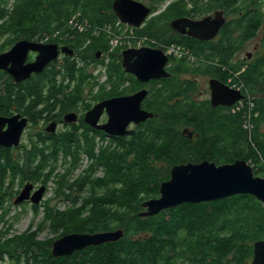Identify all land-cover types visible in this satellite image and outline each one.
I'll return each instance as SVG.
<instances>
[{
	"label": "trees",
	"instance_id": "16d2710c",
	"mask_svg": "<svg viewBox=\"0 0 264 264\" xmlns=\"http://www.w3.org/2000/svg\"><path fill=\"white\" fill-rule=\"evenodd\" d=\"M112 1L103 0L104 5L98 6V0H13L11 7L5 5L0 9V31L10 35L7 46L21 38L41 36L64 41L75 52L105 50L108 49L106 24L115 18ZM164 1L150 0L151 4L147 6L153 13L159 9L157 4ZM198 1L169 0L163 12L173 14L171 20L178 17L199 20L204 17L197 8L200 6ZM202 1L206 5L214 4L215 9H219L216 11H222L230 18L219 31L221 42L207 47L210 50L215 48L214 54L224 56L229 50L234 52L237 46H243L257 37H260L264 50V0ZM79 12L88 17L91 26L80 24ZM74 15L76 21L71 22ZM152 21L155 27L145 23L139 29H128L144 31L147 36L160 27L154 19ZM163 24L169 26L166 22ZM168 31L170 38L167 45L184 46L185 52L193 56L206 50L199 41L191 42L193 38L189 36H174L171 28ZM85 43L88 44L83 48ZM163 45L157 44L156 47L163 48ZM167 55L175 62L176 70L181 72L186 58L176 60ZM78 63V60L66 62L63 69L54 68L47 76L49 79L63 74L64 78L71 77L73 80L78 76L80 82L69 92L73 102L82 99L81 86L85 77L83 67ZM108 70L110 76L108 74L107 80L111 83L118 81L119 74L124 75L117 59L111 62ZM113 72L116 73L114 79ZM209 73L217 79L230 80L232 86L240 88L245 94L256 95L257 98L251 101L252 109L248 107L250 112L247 116L248 108L235 114H222L217 108L212 111L211 107L208 110L205 106L196 107L194 104H186L182 108L179 102L186 95L183 91L171 95L177 103L167 105L159 113L145 100L144 107L154 117L126 137H112L116 144L112 148L96 147L87 131L102 137L105 134L84 123L85 137L76 135V131H67L57 140L43 142L41 169L49 158L55 162L60 152L64 157L72 158L73 169L79 165L80 156L86 155V174L63 188L66 197L70 188H78V192L71 190L76 196H86L83 202H69L64 210H52L48 203L30 205L31 212L36 216L41 212L44 214L42 221L34 230L32 223L29 224L27 232L17 234L10 225L0 232V264H250L253 244L264 240V208L250 195L239 194L212 202L183 204L155 216H140L144 212L142 203L159 196L160 184L169 179L170 169L177 164L203 160L223 164L243 159L252 165L255 176H264V130L261 131V126H264V51L247 64L231 65L220 59L216 66H211ZM36 85L38 83L25 85L24 88L19 84L7 87L6 92L0 94V110L10 107L11 96L17 88L22 89L26 96H37ZM54 86L59 87L57 83ZM116 90V86L112 85L105 97L118 96ZM85 107L88 110L90 104ZM182 125L193 127L194 141L185 138L180 130ZM72 129L75 130V127ZM1 158L0 210L7 198L6 170L7 166H11L9 157L5 158V163ZM100 166L102 176H94L93 172ZM28 169L16 171L27 175ZM16 171L11 172L12 179L16 177ZM48 222L56 236L41 241L38 238ZM118 229L124 234L116 242L89 246L68 256L52 255L53 242L67 234H93Z\"/></svg>",
	"mask_w": 264,
	"mask_h": 264
},
{
	"label": "water",
	"instance_id": "95a60500",
	"mask_svg": "<svg viewBox=\"0 0 264 264\" xmlns=\"http://www.w3.org/2000/svg\"><path fill=\"white\" fill-rule=\"evenodd\" d=\"M112 10L118 20L133 28H140L151 13V8L137 0H114ZM226 19L222 11H216L213 16L199 20L182 17L170 23V28L184 36L207 41L217 37ZM38 52L31 64L23 65L26 53ZM68 53L67 48H63ZM58 55L55 44L41 45L18 41L9 51L0 54V69L7 70L16 81L29 77L31 73H40L43 68ZM100 52L96 56L99 57ZM122 68L126 73L134 75L140 82L168 78L166 70L168 55L160 48L142 47L140 49H125L122 54ZM250 57V54L247 55ZM12 64L7 68L8 64ZM211 90L210 102L213 107L218 105L232 106L243 99L239 89L229 88L215 79L209 81ZM147 95L142 89L130 96L113 97L96 103L84 117V122L92 129L103 132L108 137L130 135L134 131L127 127L146 122L154 117L152 112L141 108V103ZM106 113L105 123L98 124L103 113ZM76 115L67 114L65 120L74 122ZM18 117L6 120L0 118V128L3 122L9 123V132L0 131V143L9 145L16 143L24 121L18 122ZM32 185H25L17 196L14 204L18 205L29 200L33 205H39L44 188L32 193ZM250 195L259 201L264 208V178L254 175L252 167L243 159L231 163L216 164L208 160L197 163L174 165L169 172V179L160 184L159 196L142 203L144 212L141 217L155 216L164 210L183 204H200L228 198L234 195ZM123 230L109 232L71 233L52 244L54 257L68 256L73 252L89 246H98L106 242H116L123 237ZM250 264H264V240L253 244V255Z\"/></svg>",
	"mask_w": 264,
	"mask_h": 264
},
{
	"label": "rangeland",
	"instance_id": "374dc122",
	"mask_svg": "<svg viewBox=\"0 0 264 264\" xmlns=\"http://www.w3.org/2000/svg\"><path fill=\"white\" fill-rule=\"evenodd\" d=\"M8 1V2H7ZM6 2H2L0 0V9L4 8L5 5L7 7H11L13 4V0H7ZM114 1V0H113ZM112 1V2H113ZM142 2L145 5H149L150 0H137ZM103 0H98V6L104 5ZM159 3V2H156ZM155 3V4H156ZM169 0L164 1L161 4L158 5V10L149 15L147 20L144 22L152 25L155 27L153 23V19L156 21L155 23L159 25L160 27H156V31H152V33L148 35H156V36H146L145 32H136V30H131L126 27H122V23L118 20L116 15L114 14L113 10L112 13L114 14L115 18L113 22L107 23V29L106 33L108 35V49L100 50L96 49L95 52L91 50H86L85 52L83 50H77L74 56L75 59L73 61L78 60V66L83 67L84 70V77L83 78V85L81 86L82 90V99H81V105L83 107V103L90 104V106H93L95 103L99 102L100 99L106 98L107 92H109L112 89V85L116 86V91L118 94L121 90V87H119V84H115L114 80L112 83L111 81L107 80L108 74L110 76L108 67L111 64L113 60L118 61L120 63V66L122 68V56L118 57L120 55V52L124 51L125 49L130 48L133 46V44H145V45H161L164 44V49L167 54H173V58L176 60H180L178 49L176 47H169L167 45L168 40L170 38V23L171 18L174 15L171 13H165L163 10L166 6L165 4H168ZM200 6H197L199 9L201 17H206L210 15H214L216 10V6L214 4L206 5L204 1L199 0L197 2ZM151 4V3H150ZM183 6H187L186 4H183ZM112 9V7H111ZM225 16V15H224ZM74 18L71 20V22H75L76 15L73 16ZM200 17V18H201ZM79 18H81L80 24L91 26L88 22V17L83 15L79 12ZM226 21H228L230 18L228 16H225ZM197 19V18H196ZM194 19V20H196ZM169 24V26H165L163 23ZM139 29V28H135ZM93 30H97V28H93ZM7 36V37H6ZM4 38L0 40V50L5 49L7 47V38H10V35L7 34ZM112 39V40H111ZM154 43V44H153ZM88 43H85L82 45L84 48L85 45ZM155 45V46H156ZM263 48L261 46L260 37H257L245 44L243 46H237L236 49L234 48V52L226 55L221 54H206L204 56H201V58H196L195 60H189L184 61V68L181 72L176 70L175 65H172V67L175 68V70L170 72L172 73V76L170 80L163 83L161 86L153 85L151 87L152 92H150V96L147 99L148 104L157 111L158 113L165 110L166 106H171L173 103H177V100L171 98V95L178 94L180 92H185V96H182L181 101L179 102V106L182 107L186 104H194L196 107L199 106H205V108L211 107L210 104V88L208 85L209 78H211L209 69L210 66H216L220 59L226 60L230 63H234L236 65L244 63L247 64L251 60L256 59L260 55L263 54ZM97 52L101 53V56L98 58L96 56ZM95 53V54H94ZM122 54V53H121ZM250 54V57H247V55ZM184 55V54H183ZM187 56V55H186ZM193 55L190 54V57ZM53 68L59 69L61 68L60 63L58 62L53 66ZM122 71L124 72V69L122 68ZM125 73V72H124ZM115 72L112 73V79L115 77ZM91 75L92 77H88ZM126 83L123 85L125 87V92H133L135 89H133V86H135L133 82V78L130 75L125 76ZM236 88V87H234ZM240 89V88H238ZM115 91V92H116ZM243 92V91H242ZM244 93V92H243ZM245 94V93H244ZM243 95V94H242ZM116 96V95H115ZM246 96L244 100H240L241 102L236 103L234 106L229 107L227 110H221V113H239L242 110H246V108L252 109L253 103L251 101L253 99H256V95L247 93L244 95ZM248 97V98H247ZM183 108V107H182ZM248 108L247 112L245 113V116H247L250 112V109ZM212 110V108H210ZM214 111V110H212ZM219 114V113H217ZM106 117H102L101 121H105ZM134 128V126H132ZM181 132H183V135L185 138L191 139L194 141L196 139V135L194 133V129L192 126H180ZM264 130V126H261V131ZM67 131H76L75 134L81 137L86 136V130L81 127L80 125L78 127H75V130L69 129ZM87 135L89 134L92 136V139L94 140V144L96 147H99L101 149V146H107L112 148L113 146H116L115 142L113 140L104 135L103 137L101 134H96L94 132L87 131ZM60 133H64L63 129L60 131ZM182 136V137H184ZM86 155L80 156V163L79 165L73 169L72 167V158L70 157H64L62 153L60 152L58 156L56 157L55 162L49 158L44 163V168L40 169V177L36 179V182H30L29 180H26L23 184V188L25 185L29 184L32 185V189L36 188L35 190H38L40 188H44V200L40 202L39 205H44L45 203H48L52 210L59 209L64 210L68 208L69 202H83L82 196H76V194L71 193V190H75L78 192V188H70L71 190L68 191L67 195L68 197L64 196L63 193L65 192L63 188L66 184H73L78 178H80L81 175H85L87 172V166L86 163ZM89 160V159H88ZM199 162V161H198ZM197 163V162H192ZM185 164V163H181ZM224 164V163H223ZM248 164L252 167V165L248 162ZM253 169V167H252ZM42 170V171H41ZM171 170V169H170ZM103 169L101 166L96 169L93 174L94 176H102ZM170 172V171H169ZM254 172V170H253ZM45 176H48L47 178ZM258 177L264 178V176H261L260 174ZM18 186V185H17ZM17 186L10 187L9 193L7 189V198L4 201L3 208L0 210V232H3L6 230V226L10 225L13 228V232L19 234L21 232H27L26 230L29 227V224L32 223L33 227L32 230L36 229L38 224L42 221V218L44 214L41 212L38 216L35 215V213L31 212V206L30 202L24 201L23 203H20L18 205L14 204L15 198H11V195L13 192L17 190ZM67 187V186H66ZM9 196V197H8ZM15 199V200H14ZM38 206V205H37ZM41 210H44V207H41ZM33 222L35 224H33ZM56 234L53 230L49 228V222L44 226L42 233L39 236V240L46 241L48 239L55 238ZM1 263V262H0Z\"/></svg>",
	"mask_w": 264,
	"mask_h": 264
},
{
	"label": "flooded vegetation",
	"instance_id": "af4514ba",
	"mask_svg": "<svg viewBox=\"0 0 264 264\" xmlns=\"http://www.w3.org/2000/svg\"><path fill=\"white\" fill-rule=\"evenodd\" d=\"M210 16H213V15H210ZM122 27L129 28V26L125 24H123ZM172 33L174 36L180 35L174 32L173 30H172ZM6 35L7 34L1 33L0 31V40L4 38ZM181 36H184V35H181ZM219 36H220V32L216 38L212 40H207V41H201V40L191 38L192 39L191 42L199 41L201 44H204L206 47V50H203V52H198L197 56L190 57L191 53L185 52L184 46L175 45L174 47H176L178 49V52H180L179 54L180 59H182V57H185L186 61L195 60L196 58H201V56H204L206 54H214L215 51L213 50H216V49L214 48L210 50L207 47L219 44L221 42ZM21 40H26L28 42L35 43V44H41V45L55 44L58 46V55L56 59L50 61L40 73L33 72L29 75L28 78L20 80V81H16L14 77L7 70L0 69V94L1 93L4 94L7 90V87H10L13 84H19L21 85V87L24 88L25 85L32 86L33 84L38 83V85H36L37 90H38L37 96H32V95L26 96L22 89L17 88L16 91L11 96L12 103L10 107L7 108L6 110L5 109L0 110V118L9 120L17 116L18 122L24 121L16 143L9 142L10 143L9 145L0 143V156L2 157L1 160L4 163L6 162L5 161L6 157H9L11 160V166H7V170H6L7 175L4 180L5 186H7V188L9 189L10 187L18 185L17 190L13 192V194L11 195V198H15V199L17 198L19 193L22 191L23 184L25 183L26 180H29L30 182H33V181L36 182V179L40 177V174H41L40 172V169H41L40 153L42 151L41 149L42 143L50 141V140H54V139L57 140L59 139V136L65 133L66 130L72 129L73 127H78L79 125L83 127L82 126L83 123L86 126L90 127L84 122V117H85V114L96 104L95 103L93 106H90L88 110H86L85 106H89V104L83 103V107H82L81 102H80L81 100L76 101L78 99H75V102L72 101L71 96L69 95V92L70 90L74 88V86H76L80 82V78L78 76L76 77L75 80H73L71 79V77L64 78L63 74H57L55 78L49 77V79H47L48 74L50 73V71L54 69L53 66L55 64L59 62L61 65V68L59 69L61 70L64 68V65L66 64V62H70L75 59L74 57L76 55L75 51L71 49L67 44H65L64 41H60V42L53 41L49 37L43 38L41 36H37L31 39L21 38V39L14 41L10 46H7L5 49L0 51V54L9 51L18 41H21ZM172 46L173 44L169 45V47H172ZM142 47H150V48L158 49V47L153 46L151 44L150 45L133 44V46H131L130 48L140 49ZM162 47L164 48V46ZM63 48H67L68 53L72 52V54L69 55L65 53L64 51H62ZM163 48H160V49L164 51ZM231 52L232 50H229L227 54H230ZM164 53L166 52L164 51ZM170 55L173 56V54H170ZM37 56H38V52L29 50L26 53L23 65L33 63ZM100 56H101V53L99 57ZM11 65H12L11 63L8 64L7 68H10ZM172 65H175V62H173V60H171L169 57L168 64L166 66V70L170 74L168 78L150 80L145 83L140 82L134 75L126 73L124 71L125 73L123 72V74L125 76L130 75L131 77L132 76L134 77L132 78L135 84V86H133V89H135V91L127 92V93L125 92V87L123 86L126 83L125 77L124 75L119 74L117 83L119 84V87H121V90L119 91L118 96L113 95L108 98H103L101 99V102L104 100L113 98V97L130 96V95L135 94L137 91L144 89L147 91V95L141 103V108L146 111H149L147 110V108L144 107V104H145V100L149 98L150 92H152L151 87L153 85H158V84H160L161 86L163 83H165L163 82V80H167V79L170 80L172 76V73L170 72V70L173 71V69L176 68V67L175 68L172 67ZM59 69H56V70H59ZM211 79H215L229 88H234V86H232V84L230 83L231 82L230 80L224 81L223 79H220V78L217 79L215 76H211V78H209V81ZM209 81H208V85H209ZM54 83H57L59 87H55ZM83 89H81V91ZM241 93L243 94V97H244L243 99H241L242 101L245 99L246 96H244L245 94L242 91ZM210 94H211V90H210ZM180 99H182V97ZM241 101H237L236 103H239ZM236 103H234L233 105H235ZM70 105H73V106H70ZM211 108L212 110H215L216 108L219 110H227L229 107L222 106V105L213 107L211 105ZM70 113H73L76 115L74 122H68L65 120L66 115ZM104 116L106 117V120H107V116L105 112L103 113L102 117ZM101 119L98 124H102L106 122V120L103 122L101 121ZM140 124L136 125L134 123H131L127 127V130H133L135 132L139 129ZM9 126L10 125L7 121L3 122L0 128L1 133L5 131L9 132L10 130ZM132 126H134V128H132ZM62 129L64 133L61 134L60 131ZM124 136L126 137L127 135H124ZM124 136H119V137L121 138ZM26 168H29L27 170V175H22V173L20 172L18 173V171H16L17 169L23 170ZM12 171H16L15 173L16 177L14 179L11 178V176H13L11 173ZM35 189L36 188L32 189L31 195L32 193L36 191ZM27 202H30V201L27 200Z\"/></svg>",
	"mask_w": 264,
	"mask_h": 264
},
{
	"label": "clouds",
	"instance_id": "9594fccd",
	"mask_svg": "<svg viewBox=\"0 0 264 264\" xmlns=\"http://www.w3.org/2000/svg\"><path fill=\"white\" fill-rule=\"evenodd\" d=\"M43 199H44V197H43ZM31 204V203H30Z\"/></svg>",
	"mask_w": 264,
	"mask_h": 264
},
{
	"label": "built area",
	"instance_id": "2783aa9c",
	"mask_svg": "<svg viewBox=\"0 0 264 264\" xmlns=\"http://www.w3.org/2000/svg\"><path fill=\"white\" fill-rule=\"evenodd\" d=\"M44 200V199H43Z\"/></svg>",
	"mask_w": 264,
	"mask_h": 264
}]
</instances>
